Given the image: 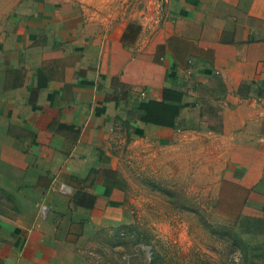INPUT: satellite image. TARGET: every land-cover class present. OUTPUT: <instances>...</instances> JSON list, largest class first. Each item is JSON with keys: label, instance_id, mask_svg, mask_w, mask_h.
<instances>
[{"label": "crops", "instance_id": "0c3cea01", "mask_svg": "<svg viewBox=\"0 0 264 264\" xmlns=\"http://www.w3.org/2000/svg\"><path fill=\"white\" fill-rule=\"evenodd\" d=\"M166 89L175 126L143 121ZM151 144L264 220V0H0L1 264H85L127 221L125 149Z\"/></svg>", "mask_w": 264, "mask_h": 264}, {"label": "rangeland", "instance_id": "374dc122", "mask_svg": "<svg viewBox=\"0 0 264 264\" xmlns=\"http://www.w3.org/2000/svg\"><path fill=\"white\" fill-rule=\"evenodd\" d=\"M180 160L155 144L125 149L127 221L84 241L85 264H264L259 222L218 194L211 164Z\"/></svg>", "mask_w": 264, "mask_h": 264}, {"label": "trees", "instance_id": "16d2710c", "mask_svg": "<svg viewBox=\"0 0 264 264\" xmlns=\"http://www.w3.org/2000/svg\"><path fill=\"white\" fill-rule=\"evenodd\" d=\"M166 92L170 94L167 96L171 98V104L165 100L158 101L154 99H146L138 104V110L142 112L143 121L159 125L175 126L176 118L184 107L181 104V93L170 89H166ZM249 219L258 221L261 225L259 230L264 232V220L255 217Z\"/></svg>", "mask_w": 264, "mask_h": 264}, {"label": "built area", "instance_id": "2783aa9c", "mask_svg": "<svg viewBox=\"0 0 264 264\" xmlns=\"http://www.w3.org/2000/svg\"><path fill=\"white\" fill-rule=\"evenodd\" d=\"M54 189H55V188H54ZM59 189H60L61 191H63V192H67V191H68V187H67L66 185H64V184H61L60 187H59ZM45 209H46V207H43V208H42V213H45Z\"/></svg>", "mask_w": 264, "mask_h": 264}]
</instances>
